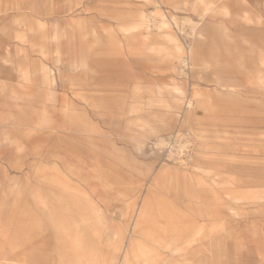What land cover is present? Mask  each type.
<instances>
[{
	"label": "rangeland",
	"instance_id": "rangeland-1",
	"mask_svg": "<svg viewBox=\"0 0 264 264\" xmlns=\"http://www.w3.org/2000/svg\"><path fill=\"white\" fill-rule=\"evenodd\" d=\"M0 264H264V0H0Z\"/></svg>",
	"mask_w": 264,
	"mask_h": 264
},
{
	"label": "crops",
	"instance_id": "crops-1",
	"mask_svg": "<svg viewBox=\"0 0 264 264\" xmlns=\"http://www.w3.org/2000/svg\"><path fill=\"white\" fill-rule=\"evenodd\" d=\"M119 184V183H118ZM120 185V184H119ZM119 190H120V192H117V193H119V194H121L122 195V198L123 199H125L126 197H128V195L130 194V193H134L133 191H129L128 190V188H125V187H122L121 185L119 186ZM114 191H111V193H113ZM137 191H135V193H136ZM108 193H110V192H108ZM146 211V209H144V208H141L140 210H139V217L140 218H138L137 219V221H136V225H141V224H145V221H144V219H143V217H142V215L144 214V212ZM128 215H131V211H130V213H128ZM129 220V219H128ZM135 224H133V225H135ZM123 226V225H122ZM115 232H123V231H121V230H119V229H117V231H115ZM124 232H127V231H124ZM148 235H146L145 233H144V231L141 229V230H137L136 232H134V233H132V236L129 238V243H141V242H143V243H145V241L146 240H148L149 242L148 243H167V237H166V232H164V231H162V233H161V236H164L163 238L165 239V241H164V239L163 240H157V239H153V240H151V239H149L148 237H147ZM160 235H158L157 237H161ZM139 237V238H138ZM169 237V236H168ZM126 235L125 236H120L119 237V239H115V242L114 243H125L126 242ZM146 239V240H145ZM169 243V242H168ZM172 243V242H171ZM174 243V242H173ZM125 258H124V260L125 261H128L129 259H130V255H129V253L128 252H126L125 253Z\"/></svg>",
	"mask_w": 264,
	"mask_h": 264
},
{
	"label": "bare ground",
	"instance_id": "bare-ground-1",
	"mask_svg": "<svg viewBox=\"0 0 264 264\" xmlns=\"http://www.w3.org/2000/svg\"><path fill=\"white\" fill-rule=\"evenodd\" d=\"M126 256V255H125ZM125 258V257H124ZM126 259V258H125Z\"/></svg>",
	"mask_w": 264,
	"mask_h": 264
}]
</instances>
